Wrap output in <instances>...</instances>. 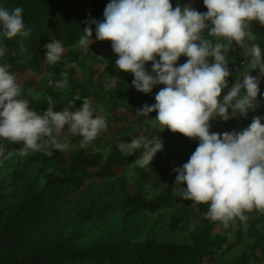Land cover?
<instances>
[{"label":"clouds","instance_id":"obj_1","mask_svg":"<svg viewBox=\"0 0 264 264\" xmlns=\"http://www.w3.org/2000/svg\"><path fill=\"white\" fill-rule=\"evenodd\" d=\"M203 5L206 12L190 4L173 8L170 0H108L101 21H85L78 44L89 51L97 41L110 42L117 69L132 74L131 86L140 93L148 95L163 85L155 103L138 112L148 117L156 112L154 120L163 130L198 140L188 161L173 169L175 195L192 201V206L207 205L206 218L224 227L236 220L246 225L248 213H264V116H254L239 132H211L210 127L213 120L246 118L259 107L258 94L264 100L260 89L264 53L258 44L248 43L255 40L253 23L264 26V0H203ZM22 13L19 6L0 5V59L9 51L5 39L31 36ZM44 47V59L50 64L65 51L56 38ZM234 48L251 55L252 62L229 87L228 53ZM182 56L187 59L179 64ZM9 69L10 64L0 63V141L21 144L24 155L29 151L51 155V149L63 151L69 146L60 141L62 132L79 137L85 147L107 129V121L94 115L87 98L78 108L74 102L79 97L61 111L33 109ZM257 69V76L250 74ZM118 148L129 155L141 151L135 162L150 168L163 143L159 136H135L130 142L121 141ZM6 150L0 143V166L7 159Z\"/></svg>","mask_w":264,"mask_h":264},{"label":"trees","instance_id":"obj_2","mask_svg":"<svg viewBox=\"0 0 264 264\" xmlns=\"http://www.w3.org/2000/svg\"><path fill=\"white\" fill-rule=\"evenodd\" d=\"M189 0H170L173 7L179 3L185 5ZM203 2V0H201ZM108 0H0V5L8 9L19 6L23 9L22 18L26 27L31 29L30 37L17 36L11 40L5 39L3 43L8 48V53L0 59V63L10 64L9 71L15 75L27 70L34 72L45 71L54 77H60L66 82L62 91L54 88L42 90L41 97L35 99L28 94L31 83L19 84L23 88V98L30 102V107L38 112L45 111L50 102L59 103L66 97L74 98L77 94L92 97L102 104L109 117L118 116L117 109L125 107L129 114L134 117L136 124L147 123L157 114L152 112L148 116L138 112L143 105L155 103L156 93L163 87L148 95H143L136 105L125 103V99L133 94L130 73L122 71V76L113 85L105 86V82L113 77L112 66L115 55L110 54L102 62L106 67L103 72L90 70L89 76L84 80H78L76 72L67 68V60H59L54 64L43 61L45 58V44L51 38L59 39L63 45H72L83 35L85 21L95 19L101 21ZM207 9L203 6L202 12ZM251 31L255 35L254 41L264 53V26L253 23ZM93 35L95 26L92 25ZM206 35V33H205ZM209 39H212L209 37ZM106 49H111V43L104 41ZM244 50L234 48L228 53V67L231 70L240 68L244 59ZM251 57V55H250ZM181 58L178 63L186 61ZM252 59V57H251ZM147 65H151L150 63ZM97 74L95 80L93 75ZM264 92V88L261 90ZM224 92L221 93V97ZM258 102L264 103L258 94ZM257 109V108H256ZM250 112L246 118L237 116L226 122L213 120L210 131L223 133L229 131H242L251 123L254 116H262L257 110ZM119 118V117H118ZM110 130V128H108ZM160 137L163 150L157 152L149 165V171L140 165H133V182L119 176V172L129 167L134 162L133 156L119 150L118 145L113 144L108 148V153L102 156L99 152H90L87 145L80 146L78 142L74 150L67 156V169L65 177L56 178L52 174L47 179L55 185H76L81 179L108 180L115 179L117 191L120 195L121 209L124 218L136 214H155L161 210L170 211L169 228L172 231L186 232L184 222L190 215L188 200H181L173 187H165L157 195L150 197L145 191L149 181L150 172L162 179L175 178L176 173L165 162V153L168 150V142L183 144L189 151V155L195 151L198 140L189 139L179 133H172L168 129L155 131L151 137ZM52 154L43 152H30L26 164L35 162L47 163L56 161L62 155V151L51 149ZM168 152L167 154H170ZM180 167V166H179ZM24 169L14 172L9 176L10 189L3 186L0 179V264H227L223 262L227 252L224 249L226 239L214 230L223 225L206 218L207 205H198L203 217L199 223L188 234L190 243L187 245H176L161 243L154 239L144 242L133 243L125 239H109L95 241L89 245H77L75 235L62 238L59 235L47 237L45 234L37 235L35 231H26L30 220L36 214H28L40 202V194L35 190L33 180L24 176ZM21 179V180H19ZM20 181V182H18ZM18 182V183H17ZM95 202L90 206L84 203L82 207L73 209L74 219L79 226L85 224L91 217ZM249 220L245 228L239 221L237 239L244 232L251 231L258 236L249 250H243L228 264H249L257 260L255 249L260 248L262 236L259 235L256 226L264 225V213L253 211L247 214ZM38 218V217H37Z\"/></svg>","mask_w":264,"mask_h":264},{"label":"rangeland","instance_id":"obj_3","mask_svg":"<svg viewBox=\"0 0 264 264\" xmlns=\"http://www.w3.org/2000/svg\"><path fill=\"white\" fill-rule=\"evenodd\" d=\"M186 4L202 12L203 2L201 0H189ZM185 4V5H186ZM175 8V7H173ZM95 40V35L92 37ZM76 40L72 45H64L65 51L60 60H67L65 65L67 68H72L76 72L78 80L84 81L89 76V71L103 72L105 65L102 64L107 55L114 54L112 50L105 48L104 41H97L93 43L89 51H84ZM115 55V54H114ZM183 58L180 57V59ZM117 57L115 55V61ZM179 59V60H180ZM46 61L45 59H42ZM113 62L112 72L113 77L105 82V86H110L116 80L121 78L122 71L118 70ZM252 59L250 55H244L243 64L240 68L231 70L229 77V87L239 79L251 67ZM151 65H146V70L150 71ZM259 69L251 72L253 76H257ZM18 82L31 83L28 94L38 99L41 97L42 90L47 88H54L57 91H62L66 82L60 77H54L45 71L34 72L27 70L24 73L16 74ZM93 80L96 79L97 74L93 75ZM52 82V83H51ZM61 82V83H58ZM159 85L155 86L153 90L158 89ZM264 88V78L261 80L260 89ZM133 94L125 99V103L129 105H136L139 99L143 97L133 88ZM76 100L75 107L78 108L83 100L87 98L95 110L94 115L101 116L106 121L109 117L106 109L92 97H83L79 94L74 98H65L59 103L50 102L53 111H61L64 107ZM75 110V109H71ZM264 116V103L259 102V107L256 109ZM43 112V111H42ZM117 117L110 116V122L107 121L108 127L102 131L100 135L87 147L90 152H99L102 156L107 155L108 148L113 145H119L121 141L130 142L135 136L151 137L155 131L163 130V127L155 121V114L147 123L136 124L134 117L129 114L125 107L117 109ZM119 117V118H118ZM110 128V130L108 129ZM61 142L67 143L69 146L62 151L56 161H49L47 163L35 162L26 164L30 157V152L27 155L22 154L21 144H9L8 141H0L7 148V159L4 164L0 166V179L3 181V186L10 189L9 176L17 171L24 169V176H28L33 180L35 190L40 194V202L36 205L30 213L36 214L28 223L26 231H35L37 235L42 234L47 237L59 235L62 238H67L75 235L74 242L77 245L85 246L95 241H105L109 239H125L133 243L144 242L147 239H154L161 243H171L176 245H187L190 243L189 232L199 223L203 217L199 206H192L193 202L188 200V209L190 215L184 222L186 232L172 231L169 228L170 211L161 210L155 214H136L128 218H124L120 204V195L117 191L115 179L108 180H89L81 179L76 185H55L47 179L48 174L54 175L56 178L65 177L67 169V156L74 150L76 144L80 142L79 137H71L68 132H62L59 135ZM162 141V140H161ZM168 150L165 153V162L171 167H179L186 163L190 158L189 151L183 144L168 142ZM171 152L170 154H167ZM10 153V154H9ZM44 153V152H43ZM126 153V152H125ZM45 154V153H44ZM134 162L131 166L124 168L118 174L127 180L129 184L133 182L134 176L132 172L133 165H139L135 161L141 155V151H136L133 154ZM149 171L147 166L144 167ZM23 176V177H24ZM21 180V179H19ZM20 182V181H18ZM17 182V183H18ZM175 185V178L162 179L150 172L149 181L145 186V191L150 197L157 195L165 187H173ZM95 202L92 211V217L82 226H79L74 219L73 209L78 206L82 207L84 203L89 206ZM38 217V218H37ZM243 227L244 223H242ZM239 228V220L230 224L229 227L222 226L214 230L215 234H220L225 237L226 244L224 246L227 254L224 256L223 262L227 263L239 255L243 250H249L258 236L252 234L251 231L244 232L240 239H237V231ZM259 235L262 236L261 246L264 248V225L256 226ZM257 260L249 262V264H264V251L260 248L255 249Z\"/></svg>","mask_w":264,"mask_h":264},{"label":"built area","instance_id":"obj_4","mask_svg":"<svg viewBox=\"0 0 264 264\" xmlns=\"http://www.w3.org/2000/svg\"><path fill=\"white\" fill-rule=\"evenodd\" d=\"M243 64V63H242ZM52 83V82H51Z\"/></svg>","mask_w":264,"mask_h":264}]
</instances>
